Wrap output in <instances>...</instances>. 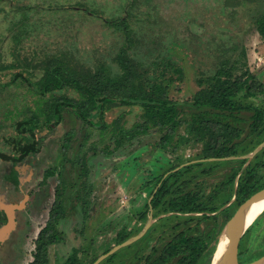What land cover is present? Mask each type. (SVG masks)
Masks as SVG:
<instances>
[{
    "label": "rangeland",
    "instance_id": "rangeland-1",
    "mask_svg": "<svg viewBox=\"0 0 264 264\" xmlns=\"http://www.w3.org/2000/svg\"><path fill=\"white\" fill-rule=\"evenodd\" d=\"M227 2L225 5L224 0H0V66L5 67L0 68V125H3L0 126V150H7L4 138L15 135L16 126L9 125L10 122H19L25 113H31L36 101H56L63 95L77 97L71 89H59L39 97L29 92L31 84L20 78L14 80V76L20 73L22 78L30 77L29 82H34L42 71L26 68L23 59L65 56L73 63L90 67L104 63L112 73H119L113 58L124 43V36L108 27L105 19L128 18L135 37L130 53L144 68H151L152 76L163 71L172 76L168 63L183 71L182 80L169 82L168 95L173 100L183 102L191 99L206 85L203 82L198 86L197 81L214 75L223 59L230 60L228 66L246 61L249 71L264 83V43L255 31V19L264 11V0ZM78 3L87 9L75 5ZM19 6L29 9L15 11ZM234 45L237 46L235 51H226ZM17 63L21 65L14 66ZM139 113L136 106L114 107L104 112L102 124L98 117H90L91 126L62 106L61 122L55 126L52 123L49 128L48 123L55 122L52 117L51 121H42L35 131L36 138L43 139L39 154L41 162L33 171L35 184L42 180L47 169L63 161L60 147L64 136L71 131H75L76 142L68 156L75 160L85 154L88 171L83 196L87 191L89 195L75 200V189L82 187L80 182L78 185L79 166L71 167L65 163L67 168L62 171L60 188L67 214L57 225L62 239L48 247V264H65L74 255L87 263L92 257L104 254L115 243L114 238L123 227L135 228L138 225L134 213L144 203L143 200L148 199L149 194L140 191L146 182L168 172L177 158L183 159L177 167L180 170L188 165V160L204 157L200 152L204 153L202 149L206 147L209 136L198 139L197 133L193 132L179 141L183 130L166 148H161L158 143L159 133H150L134 139L131 144L110 155L101 152L104 145L109 144L111 150L113 145L109 143L108 131H101L100 126L122 116V125L129 128L137 121ZM83 132L90 138L83 149L77 151L83 145ZM92 146L95 155L90 149ZM2 168L4 165L0 163V170ZM194 171L197 172L196 169ZM187 177L189 174L185 173L181 179L186 181ZM45 180L46 185L35 186L33 191V197H38L41 202L34 204L31 200L27 214L45 218L55 202L59 179L50 176ZM177 221L179 219L173 217L165 226L161 225L163 232L157 231L160 239L152 245L157 248L166 245L174 235L168 225ZM262 223L261 219L253 223L242 237L239 259L251 256L257 259L264 255ZM43 225L34 224L26 237L28 231L21 227L23 229H19L18 236L14 237V234L11 241L8 238L10 242L6 244L5 253L0 252V264L33 262L37 246L35 241ZM19 236L26 238L24 242ZM143 241L145 239L121 248L113 258H106L99 264H142L140 259L146 252L139 249L145 244Z\"/></svg>",
    "mask_w": 264,
    "mask_h": 264
},
{
    "label": "trees",
    "instance_id": "trees-1",
    "mask_svg": "<svg viewBox=\"0 0 264 264\" xmlns=\"http://www.w3.org/2000/svg\"><path fill=\"white\" fill-rule=\"evenodd\" d=\"M224 3L226 5L227 0H224ZM75 5L87 9L82 4ZM24 9H29V7L19 6L15 8V11ZM91 13L93 14V12ZM104 22L108 27L124 36V43L113 58L119 68L118 74L112 73L104 63L90 67L83 63H73L65 56H47L43 60L27 61V59H23L26 68L42 71L41 76L34 82H29L30 77L22 78L20 73L14 76V80L20 78L31 84L32 88L29 92L39 97L55 90L71 89L77 94V97L69 98L63 95L56 101L51 100L45 103H41L40 100L36 101V106L31 113H25L22 120L18 122V147L20 141H29L26 134L34 138V130L41 126L42 121H50L52 117H56V123H59L63 116H59L57 111H61L62 106L72 110L78 118L91 126L93 122L89 119L90 117H98L99 123L102 124L104 112L114 107L136 106L139 108L138 119L129 128L122 125V116L114 119L108 125L100 126L101 131H108L110 134L109 143L113 145L112 150L109 144L104 145L101 152L105 155H110L131 144L134 139L150 133L160 134L158 143L161 148L169 147L171 140L179 134L180 130H183V134H180L179 141L185 140L186 135L193 132L197 133L199 139L209 136L207 144L220 143L222 146L223 153L216 157L232 155L230 148L232 142L229 136L246 135V138H249L247 141L243 139L233 143L248 144V148L242 152L250 151L264 138V83L249 71L246 61L234 62L228 66L229 59L221 60L214 75L208 77L207 80L200 78L197 81L198 86H201L203 82L206 85L200 88L191 99L179 102L169 97L168 88L169 82L183 79V71L175 64L168 63L167 67L171 68L172 76H168V71L152 76L151 68H144L130 53L135 37L128 18L122 16L118 19H105ZM255 31L264 43V11L255 19ZM236 49L237 46L234 45L226 51H235ZM242 53L245 58V52ZM20 65L17 63L14 66ZM0 68L5 67L0 66ZM59 101L60 106L58 105ZM83 136V145L77 151H81L87 139L90 138L84 132ZM75 142V131L67 132L60 147L63 161L54 168L47 169L44 173L45 179L57 176L59 180L56 186V199L49 213L50 220L38 234L36 253L31 264H48L49 245L57 243L61 239L55 224L67 214L63 206V191L60 188L63 183L61 180L62 171L67 168L66 162L71 167L79 166L78 171L80 170L78 185L80 182L82 187L75 189V200H80L82 197L84 199L89 195L87 191L83 196L86 188L84 184L88 178L86 155L83 154L75 160L68 156L69 152L75 148ZM229 144L231 145L229 146ZM90 149L95 155V148L92 146ZM263 153L264 150L258 155ZM181 161L183 159L177 158L176 164L168 172L146 182L143 189H140V191L149 194L148 199L152 196L150 206L155 210V215L171 212L184 214L199 210L191 205L192 197L184 191L187 185L186 181L181 178L186 173V166L180 170L172 171L179 166ZM59 167L61 168L58 172ZM70 183L72 184V182ZM73 185L76 184L73 183ZM148 208L149 205L146 203L144 210L137 212V221L144 220ZM173 217L179 219L173 226L174 228L181 227L180 233L158 255L147 256L144 264H210L220 232L216 229L215 223L206 225L203 230H199L188 226L191 218L177 214L167 220ZM125 229L123 228L121 232L117 233L114 244L122 243L139 231L136 229L125 232L127 230ZM192 231L195 233H191ZM110 248H107L103 253H106ZM114 255H111L107 260L113 258ZM97 257L98 255L85 263L74 255L69 257L65 264H92ZM255 259V256L239 259V264H245Z\"/></svg>",
    "mask_w": 264,
    "mask_h": 264
},
{
    "label": "flooded vegetation",
    "instance_id": "flooded-vegetation-1",
    "mask_svg": "<svg viewBox=\"0 0 264 264\" xmlns=\"http://www.w3.org/2000/svg\"><path fill=\"white\" fill-rule=\"evenodd\" d=\"M57 112L60 116L61 111ZM14 117L15 115H13V118ZM53 118L55 122L48 123V126H50L49 128L52 127V123L54 126L55 124H58L56 123V117ZM12 124L16 126L15 135L5 137L3 141L4 144H6L7 150L5 152L0 150V163H3L4 165V168L0 170V199L3 198L4 200L5 197L7 201L6 202L4 200V202H0V252H4L5 248L7 247L6 244L14 239L15 236H18L16 234L19 229H23L21 227H24V229L28 231V233H25L26 237L30 234L34 224L39 225L40 223H43L44 225L41 227L42 230L45 226H47V223L50 220V211L45 218L42 215L36 216L27 214L29 202L31 200L34 202V204H38L41 202L38 197H33L35 186L47 184V181L44 177L40 182L38 181L35 184L36 180L33 177V171L35 167L37 166V164H39V162H41L39 154L41 153V142L43 141V139L41 137L36 138L35 135L34 138H31V136L29 135L27 136L29 138V141H20V145L18 147V122L12 120L9 125ZM0 126L3 125L1 124ZM38 129L39 128L34 130V134ZM229 139H231L232 142V146L230 147L232 155L216 157L220 155V153H223L221 144L206 143V147L203 149L201 148L204 153L202 151L200 152V154L204 157L188 160V165L186 166V174H189V177H187L186 179V193H189V196L192 197L191 205L199 208V210L184 214L171 212L155 215V210L152 206H150L152 196H150V199L147 201L143 200L144 203H141L139 205L136 213H134V218H136L137 220V212L140 210L143 211L145 204L148 203L149 208L147 209L148 211L146 217L143 221H137L138 225L135 228H126L127 230L125 229V232L136 229L139 230L138 232H140L148 223L149 217L151 215L152 222L150 223L146 232L139 240L135 241L138 242L145 239V241H143V244H145L139 249V251L141 250V252H146L145 255H143L140 259V261L143 262L142 264L145 263L147 256L158 255L161 250L165 248L178 233H180L181 227L174 228V223L172 225L169 224L168 226H170L174 231V235L169 238L170 240L165 243L166 245H163L160 248L152 245L154 241L160 239V234L157 235V231L163 232V228L161 227V225L165 226L166 222L168 221L167 218L178 214L183 217L191 218V220L188 222V226L191 228H198L199 230H203L206 225H213L215 223L216 229L221 230L223 225L234 215V213L242 203H244L253 194L264 189V153L258 155L260 154V152H262V150H264V147L258 153H256L251 160H248L244 157L245 155L250 153L258 144L263 142L264 138H262L258 144L254 145L250 151L246 152L242 151L248 148V144H233L243 139L247 141L249 138H246V135H233L229 136ZM231 144H229V146ZM46 145L47 144L45 143V146ZM210 154H212L213 156H209ZM205 164L207 165L206 167L203 166ZM195 169L197 172L194 171ZM10 194L14 196L18 195L17 200L10 197ZM25 195H28L27 200L21 202L25 198ZM2 205H16L18 209H16L14 211L15 213L12 215V207H8V212H4L1 208ZM10 217L12 218V224H10ZM157 217H159L158 220H156ZM260 219L263 220V223L261 224L263 227L264 212L254 221V223L256 221H259ZM170 220L171 219H169V221ZM159 222H161V224ZM158 224H160V226H158ZM57 225L58 222L55 224V227L58 230ZM155 227H157V229H155ZM4 229L8 230L4 231V233ZM191 233L194 234L195 232L192 231ZM60 237L62 239L61 234ZM8 238L10 241H8ZM20 239H22V242H24L26 238L20 237ZM114 246H116V244H113L110 249H112ZM150 251H152L151 254H149ZM33 253H31L32 256ZM28 264H31V262H29Z\"/></svg>",
    "mask_w": 264,
    "mask_h": 264
},
{
    "label": "water",
    "instance_id": "water-1",
    "mask_svg": "<svg viewBox=\"0 0 264 264\" xmlns=\"http://www.w3.org/2000/svg\"><path fill=\"white\" fill-rule=\"evenodd\" d=\"M263 147L264 141L258 144L250 153H248L244 157L248 160H251L253 156L258 153ZM176 170L179 169L176 168L175 171ZM262 199H264V189L253 194L244 203H242L238 207L234 215L223 225L219 232L216 247L212 255L210 264H213L216 253H218V255L216 257L215 264H239L238 253L240 241L248 231L250 226L254 223V221L264 212L263 208L259 214L254 216L252 210L254 205ZM11 219L12 218L10 217V224H12ZM151 222L152 219L150 215L148 223L140 232H138L134 236L129 237L122 243L117 244L106 253L101 254L92 264H99L104 259L113 255L119 249L127 247L135 241L139 240L144 235ZM7 230L4 229L3 232ZM245 264H264V255Z\"/></svg>",
    "mask_w": 264,
    "mask_h": 264
},
{
    "label": "crops",
    "instance_id": "crops-1",
    "mask_svg": "<svg viewBox=\"0 0 264 264\" xmlns=\"http://www.w3.org/2000/svg\"><path fill=\"white\" fill-rule=\"evenodd\" d=\"M143 194H145V191L143 192ZM9 196L12 197V198H15L16 200H17V198H18V195L14 196V195H11V194H10ZM27 197H28V195H25V198H24L21 202L26 201V200H27ZM149 199H150V197H149ZM149 199H148V200H149ZM4 200L6 201L5 197H4ZM4 200H3V198H2V199H0V202H1V201L4 202ZM6 202H7V201H6ZM9 203H10V202H9ZM16 204H17V203H16ZM8 207H12V208H11V214H12V215L15 213L14 211H15L16 209H18L16 205H2V206H1V208L3 209L4 212H8V211H7Z\"/></svg>",
    "mask_w": 264,
    "mask_h": 264
},
{
    "label": "bare ground",
    "instance_id": "bare-ground-1",
    "mask_svg": "<svg viewBox=\"0 0 264 264\" xmlns=\"http://www.w3.org/2000/svg\"><path fill=\"white\" fill-rule=\"evenodd\" d=\"M264 208V199L258 201L254 207H253V215L256 216L257 214L260 213V211ZM224 235V234H223ZM218 253L215 254L214 260H213V264H215V260L217 257Z\"/></svg>",
    "mask_w": 264,
    "mask_h": 264
}]
</instances>
